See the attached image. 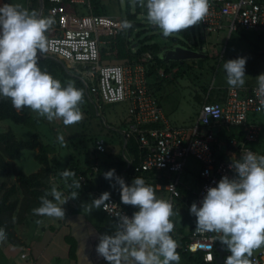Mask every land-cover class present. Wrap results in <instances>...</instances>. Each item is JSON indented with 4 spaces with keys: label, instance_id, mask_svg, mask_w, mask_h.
Masks as SVG:
<instances>
[{
    "label": "clouds",
    "instance_id": "clouds-1",
    "mask_svg": "<svg viewBox=\"0 0 264 264\" xmlns=\"http://www.w3.org/2000/svg\"><path fill=\"white\" fill-rule=\"evenodd\" d=\"M139 2L146 9L148 22L168 37L202 21L210 0ZM53 22L50 15H40L35 9L29 10L11 0H0V98H9L16 110L29 107L49 121L60 118L64 125H70L82 119L83 89L71 81L62 84L37 63L38 52L47 49L46 30ZM121 25L131 27V21L124 19ZM246 59L237 56L223 60L230 87L244 85ZM255 93L256 110L264 111V72L256 76ZM57 140L63 144L65 137L57 133ZM228 167L233 175H222L214 186H208L188 211L195 217L198 230L217 233L215 240L228 252L223 264H249L252 250L264 245V154L244 150L238 158H230ZM59 175L66 183L72 178L68 187L73 190L65 196L53 184L38 198V206L32 209L35 215L64 217L63 205L79 195L76 190L81 183L75 172L65 167ZM103 176L110 187H118L120 202L134 206V211L131 215L121 211L114 214V227L110 233L99 234L96 251L109 264H179L177 244L170 235L174 227L169 219L173 214L171 201L158 198L142 176H134L126 183L115 168L104 171ZM110 203V192L104 190L83 205L89 211L108 210ZM5 238V230L0 227V240ZM207 258H213L211 252Z\"/></svg>",
    "mask_w": 264,
    "mask_h": 264
},
{
    "label": "built area",
    "instance_id": "built-area-1",
    "mask_svg": "<svg viewBox=\"0 0 264 264\" xmlns=\"http://www.w3.org/2000/svg\"><path fill=\"white\" fill-rule=\"evenodd\" d=\"M47 2L45 6L43 0L40 15H50L54 22L46 30L47 49L40 56L55 58L78 72L96 112H101L108 104L123 103L126 106V124L119 132L124 143L130 136L138 143L139 163L134 170L152 172L156 177L165 176L167 181L161 185L169 193L171 203L179 196L180 174L188 159L199 164L201 180L194 199L198 203L208 186H214L222 175H233L228 167L232 156L238 158L244 150L261 154L254 146L264 128V111L256 110V84L228 86L219 100H209V94H206L192 124L173 125L165 117L151 86L148 71L153 55L149 51L127 62L104 63L101 59V48L108 42L101 39V35L121 29L120 20L116 23L108 21L98 12L101 7L94 0ZM200 24L208 34L222 30L230 34L264 29V0H210L209 11ZM157 75L165 77L168 73L158 68ZM222 132L226 134L221 135ZM95 150L105 151L104 138L96 140ZM124 159L128 167L133 157L124 153ZM78 179L82 184L88 181L84 175H79ZM100 193L96 188L93 197ZM110 201L109 209L101 211L113 223L116 212L131 215L114 197L110 196ZM194 222L185 249L207 256L217 242V233L198 230ZM212 260L207 258V261ZM249 264H264V249L252 252Z\"/></svg>",
    "mask_w": 264,
    "mask_h": 264
},
{
    "label": "trees",
    "instance_id": "trees-1",
    "mask_svg": "<svg viewBox=\"0 0 264 264\" xmlns=\"http://www.w3.org/2000/svg\"><path fill=\"white\" fill-rule=\"evenodd\" d=\"M25 8L31 10H38V0H28ZM97 6L100 5L101 13H105V6L101 1L94 0ZM45 6L48 4L47 0H44ZM132 15H127V20L132 19ZM124 19L120 18V21ZM133 23L131 27L121 29H115V32H110L108 35H101V39L106 42L101 48V59L104 63L111 62H127L140 56L141 53L149 51L153 55V63L149 66L148 74L154 77V83L152 84L153 90L156 92L164 88V83H170L171 80H167L165 77H159L157 75V69L162 68L165 73H169L173 68H182L183 65L189 67L186 61H164L161 59L159 52L161 45L158 43H146L145 38H140L137 34V46L133 49L130 47L133 41L129 40V36L132 32ZM189 29H183L176 33L180 34L184 40L171 38L172 42H178L186 45V41L190 38ZM137 48V49H136ZM136 49V50H135ZM37 63L42 70H46L54 78L61 81L62 84L71 81L78 88L83 89V100L84 102H90L85 90L84 84L80 79V76L72 69L68 68L62 62L55 58L46 56L41 57L38 55ZM208 59V56L204 60ZM214 70V67L212 68ZM73 72V73H71ZM184 72V71H183ZM178 75L182 72L178 71ZM226 89V87H225ZM225 89L223 92H225ZM204 92H207V88H203ZM161 95L157 96L160 97ZM197 100L200 101L199 95L196 96ZM91 103V102H90ZM92 104V103H91ZM93 106V105H92ZM0 120H10L15 124H19L23 127H27L31 130V135L27 139H19L16 137L12 129L0 131V173H9L10 160L13 159L21 150L31 149L35 150V159L39 163L40 167L37 171L31 173H25L21 170H13L14 180L10 185H5L4 182L0 181V227H3L6 233V238L3 239V243H16V237L14 235V227L16 224L31 220L33 217H39L32 212V209L39 204V197L44 194L46 190H50L53 183L51 179H60V171L65 167L75 172V178L78 179L79 175H86L88 172H92V167L96 168V184L97 188L102 192L108 190L110 196L114 197L119 203V191L118 187H110L109 181L103 176V172L109 168H115L116 173L122 176L126 183L130 182L134 176L149 177L150 179L145 180L153 186L154 191L157 194L155 187L156 183L164 184L167 181L165 177H155L152 172H136L134 168L139 163L140 149L134 136H130L126 143H123V137L119 132V129L125 126V119L119 124L114 126L111 122L102 123L104 133L95 136L93 141V151L96 156L90 164L81 165L79 159L74 160L72 154H68L66 165L60 167V159L57 154L56 147L47 142L42 133L39 130L41 120L33 117L32 109L29 107H23L20 110H16L12 107L10 99L7 97L0 98ZM108 124V125H107ZM105 139V151L100 153L95 150V142L100 137ZM97 137V138H96ZM261 140L259 137L255 143L257 149L258 142ZM124 153L133 157L130 165L126 166V160L124 159ZM72 178H68L70 183ZM82 184V183H81ZM83 185V184H82ZM85 186V185H84ZM179 196L177 198H184L187 201L188 208L192 202H194L195 194L191 190H187L182 186H178ZM158 197V196H157ZM159 198V197H158ZM122 204V203H121ZM131 213L134 211V206L122 204ZM188 209L184 214V218L188 217ZM189 218V217H188ZM193 226L191 227L192 230ZM182 230L172 231L170 235L176 241V251L182 258H187L189 254L194 253L197 256V260L194 264H215V262L207 261L203 259L202 252H189L185 249V245L188 241L187 237H178V234ZM188 264H193V261H189Z\"/></svg>",
    "mask_w": 264,
    "mask_h": 264
},
{
    "label": "rangeland",
    "instance_id": "rangeland-1",
    "mask_svg": "<svg viewBox=\"0 0 264 264\" xmlns=\"http://www.w3.org/2000/svg\"><path fill=\"white\" fill-rule=\"evenodd\" d=\"M27 1L28 0H11L13 3L21 4L24 8L28 3ZM102 3L106 8L103 14L108 18V21L112 23L118 22L120 18L127 19L128 14L133 16L132 19H128L131 21V24L133 23L132 32L129 36V40L133 41L130 45L131 48L137 46L138 40L136 34L140 38H145L146 43L155 42L158 44H167L170 43V39L174 37L184 40V38L176 32L170 34L168 37H164L158 27L148 22L146 9L139 0H106ZM188 29L190 31V39L192 41L195 40L203 51L207 54L209 53L211 58L206 59L201 62V64H198L195 60H190L187 62L189 67L183 65L182 68L178 70L176 68L175 71L169 72L165 78L171 80V82L166 84L164 89L160 92H157L158 96L161 95L159 99L162 105L164 101L168 102V104H164L163 107L171 120L175 124L184 125L191 124L195 120L198 103L203 101L206 95L203 88H207V91L209 89L216 91L218 85H224V87L228 85L222 68L223 60L235 58L237 56L247 57L245 64V75L247 76L250 73L247 69L248 62L251 66L252 64L255 66L260 65L261 61L258 56L260 52H264V29L254 31L241 30L231 34H227L225 30H222L218 33L208 34L203 30L200 22L196 25L189 26ZM213 67L214 70H212ZM178 71L182 72V74L178 75ZM76 73L80 76L78 72ZM151 80H154V78ZM248 80L249 83L255 84V81L251 77ZM224 87L218 88V91L223 92L225 89ZM197 95H199L200 101L197 100ZM80 107L83 114L82 119L70 125H64L60 118L49 121L32 110L33 117L41 120L39 130L44 139L53 144L57 149L60 167L66 165L69 153L72 154L74 160L79 159L81 165H88L93 162L92 160L96 156V153L93 151L92 140L95 136H98V134L103 135L105 132L102 128V123L108 121L114 126H119L126 113V106L123 103L105 105L101 112H96L95 108L88 101H82ZM8 128L12 129L19 139H27L31 135V130L27 127L15 124L10 120H0V131ZM57 133H61L65 137L63 144L57 140ZM257 150L261 154H264V139L258 142ZM35 153L36 151L31 149L21 150L10 160L9 173H0V181L4 182L6 186L10 185L14 180V169L21 170L27 174L37 171L40 165L35 159ZM185 167L186 172L184 171L180 176V181H183L186 175L191 182L193 174L198 173L199 164L194 159H188ZM62 179L61 177L56 181L61 182ZM52 181L54 182V179H52ZM165 199L168 200L167 197ZM0 241L4 242L3 240ZM11 244L8 246L10 247ZM261 247H264V245H261L258 249H261ZM8 251L14 253V250L11 248L7 250V248L0 247L1 264H5L6 255H9L7 253ZM14 259L15 261L24 260L19 257V252H17Z\"/></svg>",
    "mask_w": 264,
    "mask_h": 264
},
{
    "label": "crops",
    "instance_id": "crops-1",
    "mask_svg": "<svg viewBox=\"0 0 264 264\" xmlns=\"http://www.w3.org/2000/svg\"><path fill=\"white\" fill-rule=\"evenodd\" d=\"M189 41L192 40L189 38L187 40L186 45H190L192 48L201 50V47L197 44L195 40L190 43ZM132 49L134 50L133 47ZM206 55L208 56V59L211 58V56H209V53H206ZM205 57L206 56L198 57L196 59H188L185 60V63L187 64V62H189L190 60H195L198 62V64H201V62L205 61ZM258 57L261 61L260 65L255 66L254 64H252L251 66V64L249 65L248 62L247 69L250 71V73L249 75L245 76V79L247 80H245V83L242 86L250 87L252 85H255L256 76L259 73L264 72V52H260ZM175 70L176 68L173 71ZM250 77L255 81V84L249 83L248 79ZM153 78L154 77L151 76V79ZM154 81L155 80H151V86ZM166 84L168 83L165 82L164 85ZM228 86L229 85H226L225 87ZM221 87H224V85H218L216 91L209 89L206 92V94H209V100H219L224 96V92L218 91V88ZM155 94L157 95V92ZM203 101L198 103V108L196 109L195 113V120L197 119L200 105ZM159 102L161 104L165 117L171 124L184 125L175 124L169 117L168 113L164 110L163 105L168 104V102L164 101L163 105L160 99ZM125 115L123 116L124 119ZM120 130L121 128L119 129V131ZM225 134L226 132L221 133V135ZM259 137L261 139H264V128L262 129ZM185 170L186 167L181 172L180 176ZM84 176L87 177L88 181L86 184H81V188L76 190L78 191L79 195L74 199L69 198L68 201L63 205V207L65 208L64 217H33L31 218V220L23 221L15 225L14 235L16 237V243L6 244L0 241L1 248H7V250L11 248L14 250V253H11L9 251L7 252L9 255H6L5 264H109V262L106 261L105 258L96 251L95 246L98 241L99 234L105 232L110 233L114 227V223L101 211V209H92L91 211H89L88 207L83 205L85 202H90V200L93 198V191L97 188L95 166L92 167V172H88ZM149 177L144 178L150 179ZM56 180L57 179H54L53 182L51 179L52 183L56 184L57 189L60 190L65 196H67L70 191L73 190L68 187L69 182H64L65 178H63V181L61 180V182H58ZM200 180L201 177L200 172L198 170L197 174H193V179L191 180V182L188 180V176L185 175L184 180L180 181L179 185L187 190L193 191V193L195 194L200 184ZM155 187L157 189V196L159 198L165 199L167 197L169 200V193L166 189L163 188V186L159 182L156 183ZM173 200V214L169 217V219L173 222L174 225L172 231L182 230L181 233L178 234V237L188 238L189 232L191 231V227L193 226L194 218L192 215L189 214V212V218L183 217L186 212V209H188L186 199L174 198ZM9 244H11L10 247L8 246ZM218 245H221L219 241L215 243V246L212 251L214 262V257L218 254L215 247ZM261 249H264V247H261ZM257 250L259 249L255 248L252 250V252H256ZM17 252H19V257L21 259H24L23 261H15L14 257ZM203 259L207 260V256L205 255V253H203ZM191 260L193 261V264L197 260V256L194 253L189 254L187 258H182L180 256L179 264H188V262Z\"/></svg>",
    "mask_w": 264,
    "mask_h": 264
},
{
    "label": "water",
    "instance_id": "water-1",
    "mask_svg": "<svg viewBox=\"0 0 264 264\" xmlns=\"http://www.w3.org/2000/svg\"><path fill=\"white\" fill-rule=\"evenodd\" d=\"M42 6H43V0H39V6L37 11L39 14L41 12ZM190 42L192 41H189V43ZM38 55L40 56L39 52ZM159 55L161 59H163L164 61H170V60L185 61L188 59H196L198 57H204L206 56V53L202 49L198 50L192 48L190 45H183L178 42L170 41V43L161 45ZM215 249L218 252V254L214 257V260L216 264H220L224 259V257L226 256L227 251L222 245L216 246Z\"/></svg>",
    "mask_w": 264,
    "mask_h": 264
}]
</instances>
